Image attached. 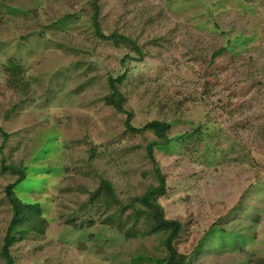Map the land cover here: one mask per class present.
I'll list each match as a JSON object with an SVG mask.
<instances>
[{
  "label": "rangeland",
  "instance_id": "1",
  "mask_svg": "<svg viewBox=\"0 0 264 264\" xmlns=\"http://www.w3.org/2000/svg\"><path fill=\"white\" fill-rule=\"evenodd\" d=\"M93 1L0 0V264L12 165L47 221L11 247L15 264H167L141 201L160 184L154 119L170 125L154 156L179 252L264 264V0H99L103 32L137 48L98 37ZM122 75L126 111L107 102Z\"/></svg>",
  "mask_w": 264,
  "mask_h": 264
},
{
  "label": "trees",
  "instance_id": "2",
  "mask_svg": "<svg viewBox=\"0 0 264 264\" xmlns=\"http://www.w3.org/2000/svg\"><path fill=\"white\" fill-rule=\"evenodd\" d=\"M92 4L94 8L93 23L98 37L105 40H116L118 38H121L126 42H130L134 47L137 48L135 41L131 40L129 37L121 33L113 32L112 34H107L103 32L100 25L101 5L99 3V0H94ZM226 49L227 47H221L215 52V56L222 54ZM123 79L124 75L117 78L112 76L110 77L109 81L112 88V95L108 97L107 102L109 104L115 105L121 111H126V108L124 107V101L126 97L118 87V83L122 82ZM131 118L132 113L128 111V117L126 120L127 126L132 129L138 130V128L131 125ZM169 126V122H167L166 120L154 119L152 121H149L144 127H142L151 129L158 137V139H155L149 144L148 153L156 167L155 170L157 171L160 178V184L159 186H151L149 189H147V191L141 196V201L154 215L156 221L155 229L168 232L165 239L167 250L169 253L168 257L165 258L167 264H191L190 259L188 260L185 254L180 253L176 245V240L180 237L184 225L178 219L166 218L164 207L158 199L160 195H163L166 192L167 182L166 176L162 173L156 157L154 156V147L160 144H168L170 142V139L168 137ZM6 168H11L19 174L14 182L9 183L5 187L7 196L13 206V215L7 228V234L4 238V244L2 247V254L6 258V264H15V258L11 252V247L16 241L23 238L30 231L44 233L45 227L47 226V221L42 216V210L38 203H26L22 201L15 193L16 186L26 179L27 170H18L13 165L12 167ZM103 186H105L109 194H114L110 182L103 180Z\"/></svg>",
  "mask_w": 264,
  "mask_h": 264
}]
</instances>
